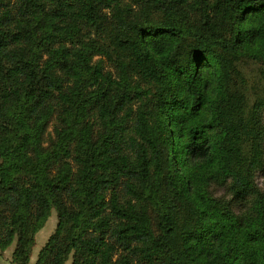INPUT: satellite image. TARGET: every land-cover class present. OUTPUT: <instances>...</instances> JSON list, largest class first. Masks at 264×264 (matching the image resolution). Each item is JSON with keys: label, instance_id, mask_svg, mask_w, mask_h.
Instances as JSON below:
<instances>
[{"label": "trees", "instance_id": "1", "mask_svg": "<svg viewBox=\"0 0 264 264\" xmlns=\"http://www.w3.org/2000/svg\"><path fill=\"white\" fill-rule=\"evenodd\" d=\"M243 56L264 0H0V248L55 209L35 264H264Z\"/></svg>", "mask_w": 264, "mask_h": 264}, {"label": "rangeland", "instance_id": "2", "mask_svg": "<svg viewBox=\"0 0 264 264\" xmlns=\"http://www.w3.org/2000/svg\"><path fill=\"white\" fill-rule=\"evenodd\" d=\"M227 17L233 18L238 14L235 9H225ZM247 21H242V24H246ZM93 34V33H92ZM94 35V34H93ZM92 36V35H91ZM93 37V36H92ZM100 56H95L98 59ZM105 66H108L110 70L115 72V68L112 64L106 62ZM238 68L241 76L244 79V86L242 93L245 96V103L249 111H258L263 118L264 123V63L249 56H243L238 62ZM47 138V137H46ZM257 186L264 191V142H263V166L255 171L254 176ZM210 192L220 198L230 199L232 195L228 192V189L223 184H212L210 186ZM233 209L235 212H240L242 208V201L236 200L233 197ZM151 224L155 229L156 217L155 212L150 211ZM58 227V217L55 209L51 210L50 216L44 226L36 233L34 245L30 251V257L27 264H35L38 258L39 251L48 242V239L53 235ZM16 245V239L6 249L0 248V264H16L13 261V252ZM70 260L67 262V264Z\"/></svg>", "mask_w": 264, "mask_h": 264}]
</instances>
